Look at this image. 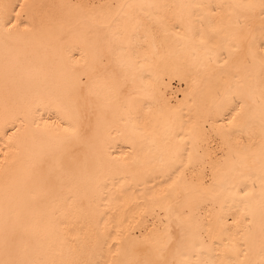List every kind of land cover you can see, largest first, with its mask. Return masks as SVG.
I'll list each match as a JSON object with an SVG mask.
<instances>
[{"label": "bare ground", "instance_id": "1", "mask_svg": "<svg viewBox=\"0 0 264 264\" xmlns=\"http://www.w3.org/2000/svg\"><path fill=\"white\" fill-rule=\"evenodd\" d=\"M20 2L35 6L30 14L35 26L16 37L0 34V262L153 259L156 253L134 257L127 250L135 242L141 248L164 242L168 208L184 212L171 195L179 192L202 229L199 235L190 229L188 250L195 244L200 258L224 259L228 253L222 245L235 237L247 253L239 258L261 264L264 0H0V11L11 12ZM196 4L212 6L199 10L205 31L209 20L237 31L242 46L254 44L256 62L239 73L236 87L246 98L244 127L230 141L214 140L210 148L186 140L191 162L185 154L173 163V148L165 140L168 120L179 118L187 131L222 87L217 65L203 69L175 27L191 11L187 6ZM244 4L254 7H236ZM249 72L254 79L249 80ZM80 82L91 93L92 115L81 124L87 143L77 149L81 162L74 174L55 196L47 195L45 177L55 173L65 147L44 134L45 124L57 131L68 125L66 110L83 106L75 91ZM181 162L187 165L183 176L177 171ZM233 185L254 189L246 206L238 202ZM220 216L231 228L223 237L215 227ZM178 231L173 221L174 238ZM117 247L121 254L112 256L109 249Z\"/></svg>", "mask_w": 264, "mask_h": 264}, {"label": "snow or ice", "instance_id": "2", "mask_svg": "<svg viewBox=\"0 0 264 264\" xmlns=\"http://www.w3.org/2000/svg\"><path fill=\"white\" fill-rule=\"evenodd\" d=\"M34 7V5L26 2L13 5L11 12H8L5 7L3 11H0V34L5 38H11L29 32L35 26V16H30ZM187 7L191 11H189L187 17L182 16L179 18L175 23V27L184 33L181 39L191 44L192 55L203 69L208 70L212 64L217 65L220 69L219 80L222 82V87H217L212 107L208 108L207 105L201 107L198 110L197 118L187 131H185V124L179 118L168 120L165 140L173 148V163L177 160L182 161L185 154L189 158V163L191 162L192 153L186 151V144L184 143L186 140L192 142L194 147L207 143L210 148L214 140L230 141L244 127L247 116V103L243 92L237 91L236 87L241 79L239 73L242 70L247 71L256 62V54L253 51L254 44H249L246 48L242 46L240 41L243 38L237 31H226L217 28L211 20H209L210 27L205 31L204 17L199 10L205 8L211 10V5L196 4ZM236 7L250 10L254 5L244 4ZM16 8H19V11H16ZM239 27L241 26L237 23V28ZM260 43L262 50H264V29L261 30ZM198 53L203 55H198ZM259 63L261 65V84L264 86V55L259 58ZM248 77L249 80L254 79L250 72ZM75 91L82 99L83 106L78 105L73 109L66 110L65 115L68 125L63 127L62 131H57L55 126L45 124L44 134L55 136L59 143L65 147V152L55 173L49 172L45 177L44 185L47 195L55 196L58 189L63 186L65 178L74 174L81 162V153L77 149L87 143L88 131H82L81 124L85 120L90 121L92 115L89 112L88 102L91 93L88 90V84L84 82H80ZM136 118L142 117L137 114ZM129 119H132L131 110H129ZM37 128H39V125H37ZM11 139L9 137L10 141ZM186 167L187 165L181 162V168L177 169L181 176H183L182 169ZM212 167V179L215 181L217 172L215 163ZM262 172H264V167H262ZM181 176H178L177 180L173 181L169 187H174ZM233 189L238 202L246 206L247 200L253 195L254 189L247 186L238 187L237 185H233ZM162 195L167 197L169 194L162 193ZM171 195L177 198L178 207L184 209V212H180L173 207L168 208L169 224L165 225L164 228V242L161 243L156 240L148 244L146 248H141L139 242H135L127 250V254L134 257L156 253L155 258L133 260L125 258L120 261L113 259L107 261L96 260L88 261L87 264H251L250 261L245 262L239 258L240 256H247V253L237 245L235 237L229 238L228 242L222 245L228 253L224 259L208 260L200 258L195 244L191 245V250H188L187 235L190 229H196V234L199 235L202 230L201 225L198 217L188 207L187 202L181 198L180 193L174 192ZM261 198L264 199V176L261 177ZM173 221L175 227L179 229L175 238L172 234ZM234 223H239V221ZM215 227L217 234L221 237L224 233L231 232V228L227 226L223 216L218 218ZM208 230L211 232L212 228L209 227ZM174 239L175 247L172 246ZM147 241L148 238H145V244H147ZM109 252L112 256H118L121 254V248L117 247L115 252H112L110 248ZM177 255L182 256V258L177 260L175 258ZM169 256L171 258H168ZM193 256L196 259H192ZM0 264H34V262L8 259L0 262ZM72 264H75V262H72ZM261 264H264V261Z\"/></svg>", "mask_w": 264, "mask_h": 264}]
</instances>
